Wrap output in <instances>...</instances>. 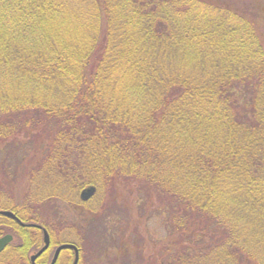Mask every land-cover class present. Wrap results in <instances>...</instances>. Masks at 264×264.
Wrapping results in <instances>:
<instances>
[{
	"label": "trees",
	"instance_id": "obj_1",
	"mask_svg": "<svg viewBox=\"0 0 264 264\" xmlns=\"http://www.w3.org/2000/svg\"><path fill=\"white\" fill-rule=\"evenodd\" d=\"M263 11L231 0H0V211L26 224L0 215V236H15L0 264H30L42 229L50 242L90 231V206L106 190L110 202L117 183L155 202L174 235L165 264H264ZM58 203L75 216L64 229L42 218Z\"/></svg>",
	"mask_w": 264,
	"mask_h": 264
},
{
	"label": "rangeland",
	"instance_id": "obj_2",
	"mask_svg": "<svg viewBox=\"0 0 264 264\" xmlns=\"http://www.w3.org/2000/svg\"><path fill=\"white\" fill-rule=\"evenodd\" d=\"M231 1L251 4L254 9H258L260 12L264 10V0ZM248 1H252L253 3H249ZM262 14L264 15V11ZM259 28L264 43V22L259 24ZM26 141L25 138H18L12 143L11 147L17 149L20 143L24 144ZM38 145L40 147L43 146L40 141ZM24 154H26V158H29L33 155V151L29 152L28 150ZM14 155L18 156L19 153H15ZM39 156L40 152L38 151L35 160ZM4 160L9 164L7 167L10 172L19 163L13 155L6 156ZM24 189V185L22 187V184H18L13 187L12 193L15 197H22ZM109 194L111 193L106 190L104 196L102 193L98 197V199L102 200L101 207H97L99 205L98 199V201H93V205L90 206L91 209L99 208L96 214L98 215L96 216L97 218L92 216L93 211H87L84 214L88 218H95V222L90 226V231L88 229L83 233L77 232L74 229L72 231L68 229L61 231L59 235H51L53 243L51 242L52 245H50V258L57 245L68 242L72 243L74 241L78 243L81 250L78 264H154V261L157 264H165L161 252L165 245L174 239V235L166 231L163 218L156 212L155 202L150 201V204L145 206L147 202L141 195L137 194L134 184H115L113 199L110 202H108L107 198ZM105 202L108 203L105 204ZM47 208L41 207L42 218H45V220L49 221L52 218V222L55 221V224L60 227L62 226V229L68 226L65 221L73 225L75 216L72 214L71 208H65L59 203L49 210H46ZM2 224L4 223L0 219V225ZM0 229L4 230L3 225L0 226ZM5 232L14 235L6 230ZM64 255L65 253H63ZM62 261L63 259L61 263H63ZM41 262L42 260L38 263Z\"/></svg>",
	"mask_w": 264,
	"mask_h": 264
},
{
	"label": "water",
	"instance_id": "obj_3",
	"mask_svg": "<svg viewBox=\"0 0 264 264\" xmlns=\"http://www.w3.org/2000/svg\"><path fill=\"white\" fill-rule=\"evenodd\" d=\"M94 193H95V188L89 187V188H87L81 192L80 199L82 201H87L94 195ZM0 215L5 216V217L15 221L20 226H26V224L22 223L13 213H11L9 211H0ZM29 226H31V225H29ZM32 226H34V225H32ZM34 227L39 228L38 226H34ZM42 234H43V245L35 254L31 255V257H30L31 264H35L36 259L42 253H44L47 250V248L49 247V235H48L47 231L45 229H42ZM11 239L12 238L10 235H5V236L0 238V252L10 243ZM63 250H74L75 251V259H74L72 264H77V262H78V251H77V248L72 244H61V245H59L54 252V256H53L50 264H55L59 253Z\"/></svg>",
	"mask_w": 264,
	"mask_h": 264
},
{
	"label": "flooded vegetation",
	"instance_id": "obj_4",
	"mask_svg": "<svg viewBox=\"0 0 264 264\" xmlns=\"http://www.w3.org/2000/svg\"><path fill=\"white\" fill-rule=\"evenodd\" d=\"M51 243V242H50ZM51 245V244H50ZM50 245H49V248L47 249L46 252H44L43 254H41V256L36 260V263L37 264H49L52 260V257L54 255V252H55V249L53 250V254H52V257L50 258ZM77 250H78V262H79V259H80V251H79V248L77 247ZM46 253V254H45ZM63 253H65V255L63 256ZM63 259V263H61V260ZM75 259V251L74 250H63L59 253L57 259H56V262L55 264H72L73 261ZM40 260H42L41 263H38Z\"/></svg>",
	"mask_w": 264,
	"mask_h": 264
}]
</instances>
